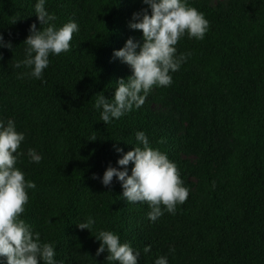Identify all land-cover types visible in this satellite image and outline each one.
I'll list each match as a JSON object with an SVG mask.
<instances>
[{
	"label": "trees",
	"instance_id": "1",
	"mask_svg": "<svg viewBox=\"0 0 264 264\" xmlns=\"http://www.w3.org/2000/svg\"><path fill=\"white\" fill-rule=\"evenodd\" d=\"M185 2L204 15L208 28L203 39L189 38L187 33L180 38L177 45L185 50L187 59L169 75L172 80L188 81L199 72L205 81L190 83L189 90L208 102H215L212 87L218 85L225 91L231 103L223 107V112L236 141L222 167L225 181L215 187L212 166L216 155L211 149L216 121L209 122L204 142L196 132L169 138L163 154L180 175L198 174L209 195L205 217H195L191 210L182 208L202 226L197 241H189L185 247L197 264H219L224 250L221 239L227 235L238 256L225 264H264V0L249 21L242 16L238 0L226 13L197 0ZM36 3L38 0H0V35L5 44L12 45L11 49L0 47V84L13 85L12 104L25 108L36 126L39 142H50L43 166L24 172L26 182L36 187L26 189L29 199L20 219L34 236L40 234L42 244L53 246L55 264L63 263L66 247L75 237L87 240L89 247L98 251L101 242L95 237L100 231L116 234L121 244L127 243L139 253L148 241L141 203L123 199L118 177L108 187L102 180L109 166L124 171L118 160L135 147L142 148L137 132L153 137L155 130L143 106H133L124 116L104 124L102 108L94 105L100 93L113 100L118 81H127L133 74L129 65L114 58V52L121 50L129 38L143 44V33L132 30L129 24L134 22L135 13L147 9L151 14L150 6L143 0H45L46 11L56 17L52 23L57 29L75 22L79 30L73 34L69 51L49 54L42 79H36L22 75L30 73L31 68L17 73L10 67L11 62L23 61L22 49L27 48L23 43L31 28L23 11L36 16ZM235 69L240 72L234 73ZM244 77L252 79L253 86L243 83ZM175 85L172 82L165 88H153L160 87V95L165 98L172 96ZM186 150L201 155V161L182 164L178 155ZM132 168L134 164L130 163L129 176ZM94 175L98 178L93 179ZM135 209L137 213H131ZM88 218L95 221L91 232L80 230L77 224L86 223ZM156 241L175 239L167 236ZM108 254L105 250L99 255L102 264H119L107 261ZM0 264H7L6 259L0 258Z\"/></svg>",
	"mask_w": 264,
	"mask_h": 264
},
{
	"label": "clouds",
	"instance_id": "2",
	"mask_svg": "<svg viewBox=\"0 0 264 264\" xmlns=\"http://www.w3.org/2000/svg\"><path fill=\"white\" fill-rule=\"evenodd\" d=\"M143 3L150 6L151 14L147 9L135 13L134 22L129 24L132 30L143 33V44L129 38L121 50L114 52V58L129 65L133 74L127 81H118L113 100L106 99L103 93L96 95L94 106L98 110L102 108L104 124L113 118L119 119L133 106L140 108L154 86H169L172 83L170 71H178L187 59L186 55H176L175 46L180 38L187 33L189 38L203 39L208 28L204 15L188 6L185 0H143ZM35 12L43 29L37 31L36 24L31 26L30 35L23 43L27 45L26 59L16 63L15 67H29L32 71L22 75L42 79L43 71L49 65V54L60 55L69 51L73 34L79 29L75 22H68L57 29L52 23L56 17L46 11L45 0H38ZM0 47L11 49L12 45L10 42L5 44L4 37L0 35ZM24 139L11 119L7 126L0 123V258L6 259L7 264H41V261L43 264H55L53 246L42 244L40 234L35 233L34 236L30 226L20 219L29 199L26 189L36 187L35 183L26 182L24 173L15 167L16 154ZM136 139L143 148L135 147L134 151L118 160L124 171L109 166L102 183L108 187L113 178L118 177L124 189L123 199L128 203L146 202L151 208L148 218L155 222L163 215L161 205L167 212L175 214L177 204L186 202L189 190L182 186L179 171L166 154L152 149L143 132H137ZM117 151L122 153L123 149L117 148ZM28 154L34 162H40L41 157L34 150L29 149ZM130 163L134 164L131 176L127 171ZM97 178L93 176V179ZM94 223L92 218H88L86 223H79L77 227L91 232ZM95 238L101 242L97 256L107 250L109 262L138 264L139 253H134L129 244H121L116 234L100 231ZM150 250L151 246H147L143 251L148 253ZM155 264H168L167 258L160 257Z\"/></svg>",
	"mask_w": 264,
	"mask_h": 264
},
{
	"label": "rangeland",
	"instance_id": "3",
	"mask_svg": "<svg viewBox=\"0 0 264 264\" xmlns=\"http://www.w3.org/2000/svg\"><path fill=\"white\" fill-rule=\"evenodd\" d=\"M209 7L226 13L234 9L237 0H197ZM242 16L246 20L255 18L259 11L261 0H238ZM26 20H30L31 26L36 24V28L42 31L43 26L37 16L31 15L28 11H23ZM176 55H185V50L178 45ZM23 60L26 59V48L22 49ZM15 62L10 63V67L14 72H23L25 66L15 67ZM238 69L234 73H239ZM205 80L199 72L197 76H191L188 81L172 80L176 85V90L171 97H161L159 88H152L147 95L145 103L142 105L144 109L149 111L152 121L155 136H146L149 146L161 153L167 151L170 137H184L195 132L201 138L200 142H204V137L207 133L209 122L214 120L217 125L214 128V136L211 151L216 155V162L212 166V183L215 187H219L221 181H225L222 174V167L227 164V159L236 145V141L229 130V120L223 112V107L228 106L231 102L226 96V92L222 91L218 85L212 87V95L215 97V102H208L201 96L189 90L190 83H203ZM243 83L253 86L252 79L244 77ZM162 88H165L163 86ZM143 95V93H141ZM13 96V85L9 82L0 84V123L7 126V121L11 119L16 130L22 133L25 137L17 152L16 168L23 173L34 170H39L45 161V149L50 145V142L42 144L39 142L36 134V126L28 119V113L21 105L15 106L11 102ZM125 115V114H124ZM123 115V116H124ZM50 122L53 120L48 117ZM134 138V136H130ZM163 141V142H161ZM143 148V144L140 143ZM29 149L35 151L41 157L40 162L36 163L29 156ZM23 153V155H19ZM179 161L184 165H194L201 161V155L186 150L178 155ZM182 186L189 190V195L185 203L177 204L175 214L167 212L166 208L161 205L163 215L155 222L148 218V213L151 211L150 206L146 202H140V210L145 217L144 227L147 232L148 241L139 250L138 264H155V261L160 257H166L168 264H197L196 257L191 256L186 246V243H195L196 235L201 231V223L192 221L184 209H189L195 217H205L208 215L209 195L202 188L201 177L198 174L191 173L180 175ZM131 213H137V210H131ZM171 236L175 239L174 242L160 243L156 241L158 237ZM221 244L224 247L222 257L219 264H225V261H232L238 252L231 242H228L227 235L221 239ZM151 246V250L145 253V247ZM94 246L90 245L87 240L81 237H75L65 250V257L62 264H102Z\"/></svg>",
	"mask_w": 264,
	"mask_h": 264
}]
</instances>
